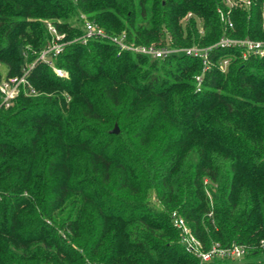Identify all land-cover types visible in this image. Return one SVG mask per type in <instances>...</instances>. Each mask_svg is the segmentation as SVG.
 Here are the masks:
<instances>
[{"label": "trees", "instance_id": "16d2710c", "mask_svg": "<svg viewBox=\"0 0 264 264\" xmlns=\"http://www.w3.org/2000/svg\"><path fill=\"white\" fill-rule=\"evenodd\" d=\"M217 6L0 0V80L36 59L47 21L67 41L53 57L64 76L37 60L35 93L0 105V264H199L173 212L203 249L248 247L204 264H264V54L213 48L202 70L182 51L152 58L79 38L86 18L134 44L208 45L223 33ZM231 18L228 34L264 37V0Z\"/></svg>", "mask_w": 264, "mask_h": 264}, {"label": "built area", "instance_id": "2783aa9c", "mask_svg": "<svg viewBox=\"0 0 264 264\" xmlns=\"http://www.w3.org/2000/svg\"><path fill=\"white\" fill-rule=\"evenodd\" d=\"M253 0H224V6H217L216 11L219 21L223 26V33L214 42L208 45H199L197 43L188 46H174L169 43H140L134 44L126 41L124 33L109 34L97 23L84 18L82 22V33L80 40L85 42L89 38H105L115 43L120 49H128L137 53L148 55L152 58H165L172 54L184 52L188 56L200 58L203 64L202 70H205L210 65V51L217 47H237L241 50V55L247 57L249 55L262 56L264 54V37H251V36H234L227 33V30L233 27L231 18L232 9L235 5L249 6ZM188 12L184 19L190 16ZM47 29L50 38L43 48L39 51L36 59L27 63L21 74L3 75L0 80V105L8 107L13 103V99L20 92L26 94L35 93L34 87L28 80V71L37 60H42L52 67L54 72L59 76L66 74L65 70L56 66L53 57L62 50L67 41L63 40L64 33H60L56 26L47 21ZM264 24V21H263ZM230 58L228 56L221 58L218 62L222 70H225ZM197 85L202 80V73L195 75ZM199 88V87H198ZM173 226L180 232L181 243L184 245L188 252L193 253L198 259L199 264H204L216 258H232L233 260H241L247 253L248 247L243 244H232L227 247L213 244L209 249H203L201 243L191 234L189 227L184 219L176 212L172 215ZM264 247V241L261 242Z\"/></svg>", "mask_w": 264, "mask_h": 264}, {"label": "rangeland", "instance_id": "374dc122", "mask_svg": "<svg viewBox=\"0 0 264 264\" xmlns=\"http://www.w3.org/2000/svg\"><path fill=\"white\" fill-rule=\"evenodd\" d=\"M182 19H184V17ZM1 70H2L3 74H5V68L3 66H1ZM256 258H257L256 260L264 259V253L260 254V256H258Z\"/></svg>", "mask_w": 264, "mask_h": 264}, {"label": "water", "instance_id": "95a60500", "mask_svg": "<svg viewBox=\"0 0 264 264\" xmlns=\"http://www.w3.org/2000/svg\"><path fill=\"white\" fill-rule=\"evenodd\" d=\"M110 131L117 132L118 131V125L115 123L114 127Z\"/></svg>", "mask_w": 264, "mask_h": 264}]
</instances>
